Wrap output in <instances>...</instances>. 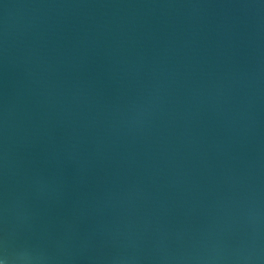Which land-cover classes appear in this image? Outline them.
Listing matches in <instances>:
<instances>
[{
  "label": "water",
  "instance_id": "1",
  "mask_svg": "<svg viewBox=\"0 0 264 264\" xmlns=\"http://www.w3.org/2000/svg\"><path fill=\"white\" fill-rule=\"evenodd\" d=\"M0 264H264V0H0Z\"/></svg>",
  "mask_w": 264,
  "mask_h": 264
}]
</instances>
